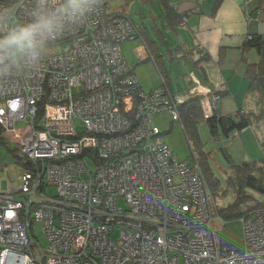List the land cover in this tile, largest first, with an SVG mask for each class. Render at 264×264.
Returning <instances> with one entry per match:
<instances>
[{
    "label": "built area",
    "instance_id": "1",
    "mask_svg": "<svg viewBox=\"0 0 264 264\" xmlns=\"http://www.w3.org/2000/svg\"><path fill=\"white\" fill-rule=\"evenodd\" d=\"M30 6L0 0L22 18ZM136 37L103 0L37 70L0 83V128L26 160L0 190V264H264V208L238 218L240 251L221 242L197 161L178 160L154 123L177 120L175 102L142 90L122 55ZM194 92L209 116L216 97Z\"/></svg>",
    "mask_w": 264,
    "mask_h": 264
},
{
    "label": "rangeland",
    "instance_id": "2",
    "mask_svg": "<svg viewBox=\"0 0 264 264\" xmlns=\"http://www.w3.org/2000/svg\"><path fill=\"white\" fill-rule=\"evenodd\" d=\"M124 0H109L108 5L114 9ZM160 5L157 0H151L145 4L141 0H127V6L122 10L128 12L131 20L135 25H140L142 22L145 27L149 29L150 41L156 42L160 54L166 53L160 41L157 40L156 32L152 30L154 26L151 21V16L159 13ZM139 12L143 15H139ZM151 16H150V13ZM158 26V24H157ZM144 36V35H143ZM142 35L133 40H126L121 43L120 49L122 55L137 80L138 85L143 90L153 89L160 85L161 79L159 72L151 59H146L148 56V49L152 48L148 37ZM173 46V42H171ZM153 49V48H152ZM60 48L56 45L52 48L50 53H58ZM154 50V49H153ZM189 56V55H188ZM178 56L174 54V60L170 61L168 56H163V62L159 60L161 67L170 74L171 87L174 95H183V97L190 93L191 89L198 86V83L191 77V72L201 82L202 78L196 72L188 61L184 63L183 59H176ZM145 59V60H144ZM162 63L164 66H162ZM191 81V83H190ZM182 97V96H180ZM218 97L216 98V102ZM222 100L218 105L222 104ZM243 105V104H242ZM221 114V113H217ZM154 123L160 130L165 144L172 150L178 160H184L195 156L198 159L204 160L207 167L211 169L214 176L218 179L220 186L218 193L215 194L216 206L225 207L233 200L231 191L220 199L219 193L224 189V181L229 171L230 162L240 164L242 162H257L264 164V150H262L259 142L264 140V129L261 132H255L251 128L245 129L238 134L234 133L230 137L214 138L209 133L208 126L205 122H201L197 126L198 139L187 140L182 127L178 121H171L170 113H160L155 115ZM76 126H79L76 123ZM260 141H259V140ZM264 146V144H262ZM26 163L25 159H21L17 155L15 145L7 143V145L0 144V190L2 184L8 188L17 185L20 174L24 170L22 167ZM47 192L53 193L54 189L49 187ZM253 195H257L252 192ZM251 202V201H249ZM248 202V203H249ZM119 204L123 206L122 201ZM220 225V224H219ZM217 224V226L219 227ZM117 230H115L111 237L116 239ZM35 236L40 244L46 245L39 224L35 225ZM221 242L232 246L234 249L240 251L242 249V224L239 219L224 220V225L220 233Z\"/></svg>",
    "mask_w": 264,
    "mask_h": 264
},
{
    "label": "crops",
    "instance_id": "3",
    "mask_svg": "<svg viewBox=\"0 0 264 264\" xmlns=\"http://www.w3.org/2000/svg\"><path fill=\"white\" fill-rule=\"evenodd\" d=\"M141 1L143 4L151 2ZM157 1L160 5L159 13L155 16L149 13L154 24L152 30L156 32L157 40L159 39L166 53L160 54L156 42L150 41V31L143 22L140 25L133 24L142 26V36L148 37L151 45L156 48V53L162 56L161 61L163 62L165 55L172 61L176 54V59L182 58L184 63L191 62L202 78L203 86L191 72L190 75L198 86L192 88L189 94L198 90L208 95L212 91H222L215 103L214 113H232L241 108L246 100L248 86L246 64L258 60V54L253 48L243 53L242 45L249 36H264V0H172L171 7L175 14H182L178 19H174V15L172 18L168 16L164 5L160 0ZM123 3L124 1L115 9H121L119 7ZM125 13L130 17L128 12ZM139 15L143 17L140 12ZM171 42L174 43L173 46ZM177 46L180 48L176 49ZM201 52L205 55L202 60ZM168 77L170 79L169 73ZM220 100L223 102L218 105ZM4 188L5 183L2 184V189Z\"/></svg>",
    "mask_w": 264,
    "mask_h": 264
},
{
    "label": "trees",
    "instance_id": "4",
    "mask_svg": "<svg viewBox=\"0 0 264 264\" xmlns=\"http://www.w3.org/2000/svg\"><path fill=\"white\" fill-rule=\"evenodd\" d=\"M105 1L108 3L109 0ZM160 2L164 5L165 13H167L168 16L172 18V15H174V19L182 17V14H175L173 7H171L172 0H160ZM126 4L127 0H124V3L119 7L121 9H115L113 13L123 16L133 24L130 17L124 10H122ZM134 27L137 29L139 36H141V31L143 29L142 26L134 25ZM152 48L147 47L148 56L145 58L153 61L161 79L159 86L164 87L175 102L178 119H171V121H178L180 123L188 141L190 139H198L197 126L201 122L207 124L209 133L214 138H228L233 136L234 133L238 134L248 128H251L255 132H261V130L264 129V36H249L242 45L243 53H245L246 50L253 48L258 54L257 62L246 64L245 77L248 79V86L245 95L246 100L243 106L232 113L220 115L214 113V107L211 114L205 116L203 109V94L191 93L184 97L183 95H179V93L174 95L170 86L168 73L161 67L159 62V60L161 61L162 56L156 53L155 47ZM179 48V46L176 47V49ZM201 53L202 57L200 60L205 56L203 52ZM244 58L245 57L242 54V59ZM222 93V91H212L210 96L212 95L219 98ZM7 143L9 142L0 128V144L7 145ZM262 144H264V140L259 142L262 150H264ZM192 157L197 161L201 169L203 181L208 191L210 204L215 208L221 218L224 220L238 219L241 216L247 215L253 209L264 208V164L257 162H242L236 164L230 162L229 171L224 181V189L218 196L222 199L229 191H231L233 194V200L229 205L219 207L216 206L214 200L215 194L218 193L220 186L218 179L214 176L211 169L206 166L204 160L198 159L193 155ZM25 166L26 165L24 164L22 167ZM252 192H254L257 197L253 195Z\"/></svg>",
    "mask_w": 264,
    "mask_h": 264
},
{
    "label": "clouds",
    "instance_id": "5",
    "mask_svg": "<svg viewBox=\"0 0 264 264\" xmlns=\"http://www.w3.org/2000/svg\"><path fill=\"white\" fill-rule=\"evenodd\" d=\"M26 18L16 8L0 9V83L37 70L55 43L86 23L103 0H29Z\"/></svg>",
    "mask_w": 264,
    "mask_h": 264
}]
</instances>
